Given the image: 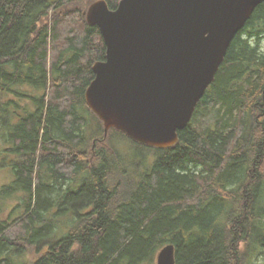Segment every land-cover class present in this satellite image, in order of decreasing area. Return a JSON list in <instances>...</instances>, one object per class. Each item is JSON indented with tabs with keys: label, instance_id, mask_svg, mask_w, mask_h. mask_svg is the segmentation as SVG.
Listing matches in <instances>:
<instances>
[{
	"label": "trees",
	"instance_id": "obj_1",
	"mask_svg": "<svg viewBox=\"0 0 264 264\" xmlns=\"http://www.w3.org/2000/svg\"><path fill=\"white\" fill-rule=\"evenodd\" d=\"M96 1L0 0V166L14 173L0 215L18 201L0 218V264H144L169 245L176 264H249L264 250V2L177 145L155 149L105 137L87 105L106 59Z\"/></svg>",
	"mask_w": 264,
	"mask_h": 264
},
{
	"label": "water",
	"instance_id": "obj_2",
	"mask_svg": "<svg viewBox=\"0 0 264 264\" xmlns=\"http://www.w3.org/2000/svg\"><path fill=\"white\" fill-rule=\"evenodd\" d=\"M264 0H122L93 3L106 59L93 66L85 98L104 124L132 141L172 148L215 82L227 51ZM157 264H176L173 245Z\"/></svg>",
	"mask_w": 264,
	"mask_h": 264
},
{
	"label": "rangeland",
	"instance_id": "obj_3",
	"mask_svg": "<svg viewBox=\"0 0 264 264\" xmlns=\"http://www.w3.org/2000/svg\"><path fill=\"white\" fill-rule=\"evenodd\" d=\"M52 1H56V0H52ZM214 114L208 116V117H202V121L201 123L199 124V126H202L203 123H208L211 119L214 118ZM123 140H120V143L119 145L124 149L126 150V152H128V150H130V152L132 153V157H137L138 156V152H139V149L138 147H135V145L129 143V142H122ZM2 145H0V148H1ZM122 149V150H123ZM123 150V151H124ZM147 155L145 156L144 159L141 160V163L143 165H148V164H151L153 161H154V158H155V154L152 153V152H148L146 153ZM4 157V156H3ZM14 180V173H13V170L9 167V166H5V167H1L0 166V190L1 188L4 186V185H7V184H10L12 183V181ZM18 203V201H15V200H10L8 201L7 203H5L6 206H8V212H6V214L3 216L0 215V218L1 219H6V217L8 216L9 214V209L12 208ZM65 221V224L62 223V225L60 227H58L57 231H56V234L54 235V238H58V237H61L65 230H66V223L70 221H68V219H64ZM30 252V251H29ZM251 254L249 256V259H248V263L249 264H264V250L260 249V248H257L255 250L250 251ZM31 253V252H30ZM29 257H31L30 254H28ZM157 258H158V254L155 258V261L154 262H146L144 264H157ZM17 259V258H16ZM19 262H15V264H22V260L18 259Z\"/></svg>",
	"mask_w": 264,
	"mask_h": 264
}]
</instances>
